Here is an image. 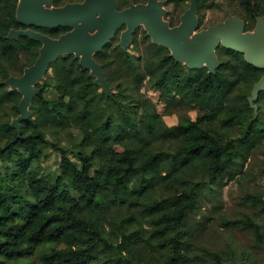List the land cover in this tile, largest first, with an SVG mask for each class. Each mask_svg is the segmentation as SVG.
<instances>
[{
    "label": "trees",
    "instance_id": "1",
    "mask_svg": "<svg viewBox=\"0 0 264 264\" xmlns=\"http://www.w3.org/2000/svg\"><path fill=\"white\" fill-rule=\"evenodd\" d=\"M119 9L129 0H119ZM148 0H133L134 4ZM194 0H169L185 8ZM198 8L208 0H196ZM84 0H55V7ZM19 0H0V112L20 115L23 95L5 83L20 78L40 56L42 44L27 31L58 39L69 27L26 26L17 18ZM245 32L264 18V0H241ZM202 20L199 21V28ZM125 29L124 27L122 28ZM119 30L95 61L112 94L102 91L91 70L75 55L53 61L20 131L0 125V264H228L232 248L210 250L190 226L206 191L244 168L264 141V91L252 103L264 68L245 54L220 46V66L190 69L171 51L153 43L144 27L131 48L120 45ZM158 93L168 106L198 109L168 126L142 89ZM52 91L53 98L47 96ZM81 134L76 160L61 148L59 173L40 172L47 130ZM242 161V162H241ZM9 170V173L2 169ZM241 204L264 213V193H247ZM211 223L200 225L203 231ZM220 227L252 235L264 252V231L254 217H222Z\"/></svg>",
    "mask_w": 264,
    "mask_h": 264
},
{
    "label": "water",
    "instance_id": "2",
    "mask_svg": "<svg viewBox=\"0 0 264 264\" xmlns=\"http://www.w3.org/2000/svg\"><path fill=\"white\" fill-rule=\"evenodd\" d=\"M55 0H19L18 20L26 26L58 28H74L58 39L27 31H13L10 38L30 37L42 44L40 56L34 66L26 69L20 78L6 81L14 90H18L23 98L18 106L19 117L16 124L27 120L31 115L29 107L38 93L33 85L48 72L50 64L61 55H75L80 64L96 77V84L102 85L104 92L111 95L103 68L94 55L100 52L123 27L126 31L122 41L131 40L136 30L144 26L148 36L156 45L171 51V55L186 64L190 69L207 67L214 73L220 66L216 51L220 46L245 54L246 61L258 68H264V20L258 19L255 33L245 34V24L239 19L230 18L206 31L194 34L199 29L197 19V1L182 17V24L170 28L164 22V12L158 0H148L147 4L125 10H119L115 0H84L83 3H68L63 7L49 8ZM90 32H95L91 35ZM122 41L120 45L122 47ZM264 91V77L255 85L250 101L253 103L258 94ZM36 93V94H35ZM35 94V95H34ZM12 128L17 129L16 125ZM20 131V129H17ZM228 264H246L232 260Z\"/></svg>",
    "mask_w": 264,
    "mask_h": 264
},
{
    "label": "rangeland",
    "instance_id": "3",
    "mask_svg": "<svg viewBox=\"0 0 264 264\" xmlns=\"http://www.w3.org/2000/svg\"><path fill=\"white\" fill-rule=\"evenodd\" d=\"M119 8V0H115ZM130 5L127 8L119 9L125 10L132 6L138 7L147 3L134 4L129 0ZM160 3H164L161 6V10L164 12L163 20L169 24L170 28L180 27L182 24V17L190 9L191 4L185 8L175 7L174 4H171L169 0H158ZM49 8H56L54 5ZM197 19L198 21L202 20V26L194 32V34L201 33L208 30L209 28L224 23L230 18H236L244 22V10L241 6V0H208V3L203 8L199 9L197 6ZM264 20V18H262ZM144 27V26H140ZM125 29L121 32L120 42L122 41V35L126 31ZM139 28V27H138ZM137 28V29H138ZM74 28H71L73 30ZM256 29V27H255ZM255 29L245 34H254ZM91 35H94L95 32H90ZM133 42V37L131 40L122 41L124 48L130 47L131 52L134 55H138L139 52L134 51L131 48ZM45 76L37 81V83H42ZM37 85V84H36ZM36 85H33L36 91ZM7 86L14 90L11 84ZM102 91L104 88L102 85ZM143 93H146L148 98L157 105L158 112L162 115L165 123L168 126H174L179 121V116L181 114H186L187 116L195 119L198 116V109L191 108H181L176 106L167 105L165 102H162L158 93L149 91L146 88L142 89ZM36 94V93H35ZM34 94V95H35ZM47 96L50 98L54 97L52 91L47 93ZM30 111V107H29ZM31 113V112H30ZM189 113H192L190 116ZM17 119L14 118L12 112L4 110L0 112V125L10 123L11 127L16 125L18 128H21V124H16ZM264 121V120H263ZM47 139L49 144L43 148V160L40 164L41 175L50 179H53L59 173V168L61 165V148H64L70 158L76 160L75 154L81 149L80 141L81 134L75 129H69L66 131H57V130H47ZM6 139L0 137V148L5 146ZM242 162V161H241ZM3 172L9 173V170L2 169ZM243 170L245 176L242 174H237L236 178L231 179L229 176H226L224 179L219 181L216 185L213 186L217 192V196L209 194L208 191L204 193V197L201 200L200 211L192 216L190 222L191 230L202 236V240L205 242V246L215 251L214 249H228L230 246L238 259H241L244 254H250L252 261L263 262L264 264V252L258 246V249L255 248V243L253 241L252 235L248 232L233 229L225 230L220 227V220L222 217L227 218H236L242 217L243 214H249L254 217V219L262 225L264 231V213L259 211H253L252 209L241 204V199L247 193H254L255 191H261L264 193V141L254 151L252 157L247 161L244 168L237 166L233 169L234 173H240ZM210 220L211 223L207 225L208 227L201 231L200 225L205 223L206 220ZM204 225V224H203ZM234 260L240 263L239 260L234 257L231 261ZM230 261V262H231ZM229 262V263H230ZM246 264H251L248 261H242Z\"/></svg>",
    "mask_w": 264,
    "mask_h": 264
},
{
    "label": "clouds",
    "instance_id": "4",
    "mask_svg": "<svg viewBox=\"0 0 264 264\" xmlns=\"http://www.w3.org/2000/svg\"><path fill=\"white\" fill-rule=\"evenodd\" d=\"M189 115L191 116V115H192V113H189Z\"/></svg>",
    "mask_w": 264,
    "mask_h": 264
}]
</instances>
